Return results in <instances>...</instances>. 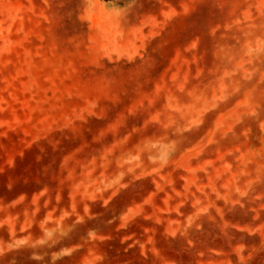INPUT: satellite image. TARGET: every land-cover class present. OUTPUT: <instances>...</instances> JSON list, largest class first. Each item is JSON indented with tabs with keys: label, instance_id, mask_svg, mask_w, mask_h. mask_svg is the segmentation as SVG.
<instances>
[{
	"label": "rangeland",
	"instance_id": "obj_1",
	"mask_svg": "<svg viewBox=\"0 0 264 264\" xmlns=\"http://www.w3.org/2000/svg\"><path fill=\"white\" fill-rule=\"evenodd\" d=\"M4 185L110 263L264 264V0H0Z\"/></svg>",
	"mask_w": 264,
	"mask_h": 264
},
{
	"label": "crops",
	"instance_id": "obj_2",
	"mask_svg": "<svg viewBox=\"0 0 264 264\" xmlns=\"http://www.w3.org/2000/svg\"><path fill=\"white\" fill-rule=\"evenodd\" d=\"M74 200L68 196L49 204L42 186L12 195L11 185H4L0 264H124L109 262L106 233L96 227L101 219L76 217L69 206Z\"/></svg>",
	"mask_w": 264,
	"mask_h": 264
}]
</instances>
